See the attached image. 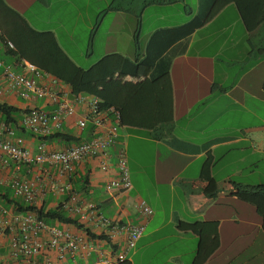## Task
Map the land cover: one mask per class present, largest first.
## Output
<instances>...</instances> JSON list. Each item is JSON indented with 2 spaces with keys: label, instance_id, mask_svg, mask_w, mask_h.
<instances>
[{
  "label": "crops",
  "instance_id": "obj_1",
  "mask_svg": "<svg viewBox=\"0 0 264 264\" xmlns=\"http://www.w3.org/2000/svg\"><path fill=\"white\" fill-rule=\"evenodd\" d=\"M3 1L33 29L52 32L60 48L81 69L90 68L110 54L140 59L153 32L188 22L200 4L208 2L194 0L195 8L191 9L186 0L161 5L151 0H137L138 6L131 9L122 4L132 0ZM155 6L176 8L169 15L159 16L157 26L144 32L147 12ZM78 27L82 29L80 36ZM252 37L258 38L254 47L260 48L264 43V29ZM94 52L96 56L90 59ZM3 53L0 44V55ZM167 56H172L168 74L173 91L169 136L155 140L147 130L122 127L116 143L108 149V162L112 166L117 152L123 150L131 171L132 157L137 155L134 170L137 178L131 174V189L105 191V181L111 171L103 173L97 161L85 163L76 179L63 182L71 184L83 201L99 207L105 217L124 223L138 221L135 204L144 200L141 195L145 197L153 214L146 222L143 236L127 256L131 264H136V259L138 264H144L140 250L158 243L163 246L146 258V264H191L198 239L178 232V221L218 224L219 247L204 264H264V218L252 205L234 196L250 191L264 194V57L257 55L248 44V34L233 4L225 6L188 38L173 44L163 54V58ZM78 59L85 66L79 65ZM160 62L156 61L155 68ZM143 79V76L114 73L81 89L105 104L119 107ZM0 103L20 112L17 122L30 108L51 109L43 100H22L8 92L0 98ZM87 132L77 129L73 120H67L60 134L84 141L89 138ZM16 135L33 154L39 144H44L47 150L68 146L59 140L42 142L22 130H17ZM208 153L213 159L210 175L218 186V194L213 199L203 195L205 183L200 180ZM14 175L34 181L38 186L50 180V172L46 174L43 167L20 165L16 170L13 162L8 167L0 162V179L5 188ZM158 196H163L164 205L159 204ZM64 197L47 193L39 205L44 201L48 208H54ZM91 242L103 256L117 252L120 244L119 240L112 247L103 241ZM100 259V254L92 251L84 259L59 263L53 253H43L32 259L31 264H100ZM0 262L27 264L21 259L9 258L7 240L1 237Z\"/></svg>",
  "mask_w": 264,
  "mask_h": 264
},
{
  "label": "built area",
  "instance_id": "obj_2",
  "mask_svg": "<svg viewBox=\"0 0 264 264\" xmlns=\"http://www.w3.org/2000/svg\"><path fill=\"white\" fill-rule=\"evenodd\" d=\"M8 46L12 48L9 43ZM0 98L5 92L19 99L43 100L51 109L30 108L15 125L0 124V162L8 167L13 162L20 165L43 167L50 180L44 186L34 181L12 176L7 188L14 198L27 204L36 203L45 194L68 195L64 205L68 214L94 234L103 235L112 244L118 243L117 252L103 256L97 246L82 231L68 227L48 225L31 212L18 213L12 207L0 203V237L7 240L10 259H22L27 263L43 253H53L55 260L63 263L86 258L92 251L100 254V264H120L127 260L145 232V225L153 211L144 200H138L135 209L138 221L124 223L108 219L93 203L83 201L64 180H74L85 163L97 161L99 169L111 176L105 181V191L127 192L131 189L127 160L123 150L116 154L114 166L108 162V149L118 138L120 115L113 106H104L98 98L84 92H74L70 87L59 86L58 81L39 73L27 62H7L0 56ZM67 120H73L77 129L88 130L89 138L73 143L61 150H47L39 144L37 152L24 147L17 130L29 132L36 137H47L61 133ZM0 185H3L0 179ZM106 243V241H103ZM0 264H6L0 262Z\"/></svg>",
  "mask_w": 264,
  "mask_h": 264
},
{
  "label": "trees",
  "instance_id": "obj_3",
  "mask_svg": "<svg viewBox=\"0 0 264 264\" xmlns=\"http://www.w3.org/2000/svg\"><path fill=\"white\" fill-rule=\"evenodd\" d=\"M175 1L151 0L150 2L161 5ZM229 4H233L237 9L248 34V44L251 49H254L257 55L264 57V43L256 49L252 37L256 32L264 29V0H208V2L200 4L199 10L188 22L177 27L153 32L140 59L135 57L131 60L117 53L110 54L88 69H81L74 64L60 48L52 32L33 29L22 16L7 6L3 0H0V44L4 49V53L0 56L11 62H27L33 65L39 73L51 77L60 84L69 86L76 93L84 92L81 89L82 86L104 80L114 73L143 76L144 79L135 92L119 107L113 106L120 115L119 127L147 130L153 139L165 140L170 134V126L173 121V91L168 74L172 56L163 58V54L176 42L188 38L195 29L209 22ZM9 43L12 48L8 46ZM159 60L161 61L160 65L155 68L154 65ZM19 113L17 109L0 103L2 123L15 125ZM27 133L42 142L59 140L70 145L80 141V139L60 133L47 137H36ZM212 162L213 159L208 153L200 172V180L205 183L202 193L209 199L216 198L218 194V186L210 175ZM234 196L238 200L252 205L257 213L264 218V194L250 191L239 192ZM67 200L68 195H65L63 201L54 208H48L44 201L40 205L37 202L27 204L21 198H14L7 188L0 185V203L2 205L12 207L18 213H34L48 225L71 226L75 230L84 232L90 241H106V244L112 247L113 244L103 235H97L85 229L82 224L68 214L64 208ZM176 230L180 233L192 234L198 239L196 253L191 264H204L219 247L218 224L216 222L178 221ZM27 264H31V262ZM120 264L131 263L126 260Z\"/></svg>",
  "mask_w": 264,
  "mask_h": 264
},
{
  "label": "rangeland",
  "instance_id": "obj_4",
  "mask_svg": "<svg viewBox=\"0 0 264 264\" xmlns=\"http://www.w3.org/2000/svg\"><path fill=\"white\" fill-rule=\"evenodd\" d=\"M186 4L191 9L195 8L194 0L193 1L192 0H186ZM122 5L125 6V7L126 6L131 7V9H135L138 6L137 5V0H132L131 3L122 4ZM175 8L170 9V8H168V6H155V7H152L151 10H149L147 12L146 20L144 21L143 31L147 32L149 29L157 26V24L159 23L158 22V17L161 16V15H169L170 12L173 11V9H175ZM78 33H79V36L82 34V29H80L79 27H78ZM257 39H258L257 37L253 38V43H254L255 46L257 45ZM79 48H81V44L79 45ZM75 56L78 57V53H75ZM95 56H96V53L94 52V54H91L90 59H93ZM78 64L82 65V66H85L84 65L85 63L81 59H78ZM112 102H116V101L112 100ZM132 159H133V163L131 164V168H133V171L128 170L129 171V177H131V174H133V178L136 179L137 178V173L134 170L137 169V165L135 163L137 161V155L134 154ZM141 198L146 201L145 197H143L142 195H141ZM157 200H158L160 205L161 204L164 205L165 202H164L163 196H158ZM37 203H39V200L37 201ZM162 246H163V243L154 244V245H152L150 247L144 246L140 250V254H143V257H144V260H143L144 264H146V260H147L146 258L148 256H150L153 252H155L157 250V248H160ZM136 264H138L137 259H136Z\"/></svg>",
  "mask_w": 264,
  "mask_h": 264
}]
</instances>
